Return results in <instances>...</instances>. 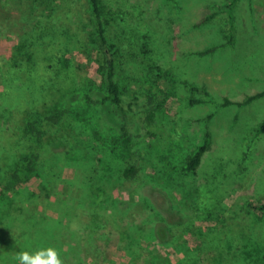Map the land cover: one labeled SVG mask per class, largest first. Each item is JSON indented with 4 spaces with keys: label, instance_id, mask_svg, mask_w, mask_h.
<instances>
[{
    "label": "rangeland",
    "instance_id": "rangeland-1",
    "mask_svg": "<svg viewBox=\"0 0 264 264\" xmlns=\"http://www.w3.org/2000/svg\"><path fill=\"white\" fill-rule=\"evenodd\" d=\"M106 1L118 11L109 36L126 39L118 81L136 102L131 149L93 133L123 117L84 102L73 141L52 145L36 176L16 189L0 181V264L49 246L63 264H264V215L255 208L264 203V129L256 132L264 95L243 102L264 89V0L236 2L231 40L229 0ZM3 28L0 51L11 54L15 34ZM79 73L92 76L93 64ZM207 132L208 148L187 175L186 156ZM14 149L0 145V154ZM7 161L0 156L1 173Z\"/></svg>",
    "mask_w": 264,
    "mask_h": 264
},
{
    "label": "trees",
    "instance_id": "trees-1",
    "mask_svg": "<svg viewBox=\"0 0 264 264\" xmlns=\"http://www.w3.org/2000/svg\"><path fill=\"white\" fill-rule=\"evenodd\" d=\"M237 1L226 3L230 16L225 35L229 40L234 36L232 12ZM117 12L108 6L106 0H0V35H3L5 26L9 29L7 38L10 33L15 34L11 54L8 52L7 56L4 49L0 51V58L5 60L0 89V143L3 142L0 145L5 149L14 143L17 148L9 154H0L2 160L8 158L1 169L3 173L0 172V181L5 180L7 187L16 189L36 176L44 165L41 164L44 156L51 154L46 155L52 145L73 141L71 130L75 116L83 113L85 103L91 100L108 108L111 115L123 117L120 122L117 117L116 127L100 124L102 129L97 127L93 133H103L104 138L112 136L114 143L123 140L130 151L132 142L128 127L136 102L122 91L118 81L119 68L122 70L126 65L122 55L126 39L109 36L111 20L117 17ZM218 13V9L210 12L203 22ZM77 50L82 52L86 61L75 58L73 52ZM214 50L212 47L201 53L214 54ZM92 64V76L80 75L82 66L88 68ZM42 69L48 73L43 75ZM76 71L78 80L75 84ZM263 95L264 89L247 96L243 102H251ZM226 102L230 103L228 99ZM12 111L15 115L11 114ZM14 116L18 119L14 125L18 129V138L11 142L9 133L13 125L10 123ZM263 129L264 119L256 127V132ZM6 130L7 135L4 134ZM209 142L207 132L204 141L186 156L183 170L187 175L196 172ZM132 156L129 154L128 158ZM134 170L135 166L130 164L125 168V174ZM257 206L255 208L264 215V203ZM82 208L86 213L87 210L89 214L94 212V217L101 214L97 206ZM84 211L74 213L72 219L79 223L84 221Z\"/></svg>",
    "mask_w": 264,
    "mask_h": 264
},
{
    "label": "clouds",
    "instance_id": "clouds-1",
    "mask_svg": "<svg viewBox=\"0 0 264 264\" xmlns=\"http://www.w3.org/2000/svg\"><path fill=\"white\" fill-rule=\"evenodd\" d=\"M15 264H63L60 253L54 247H41L35 251H18L13 257Z\"/></svg>",
    "mask_w": 264,
    "mask_h": 264
}]
</instances>
